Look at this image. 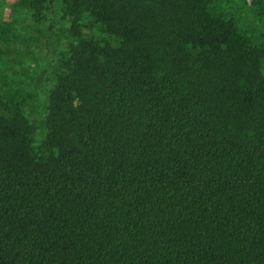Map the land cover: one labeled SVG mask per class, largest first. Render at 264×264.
<instances>
[{"label":"trees","instance_id":"16d2710c","mask_svg":"<svg viewBox=\"0 0 264 264\" xmlns=\"http://www.w3.org/2000/svg\"><path fill=\"white\" fill-rule=\"evenodd\" d=\"M58 1L44 157L0 92V264H264V46L212 0Z\"/></svg>","mask_w":264,"mask_h":264},{"label":"rangeland","instance_id":"374dc122","mask_svg":"<svg viewBox=\"0 0 264 264\" xmlns=\"http://www.w3.org/2000/svg\"><path fill=\"white\" fill-rule=\"evenodd\" d=\"M43 4V11L36 13L31 0H0V92L29 118L34 151L39 157L46 155L43 141L47 134L41 102L62 71L69 28L58 0ZM211 9L216 15L233 19L250 44L264 46V0H212ZM84 35L109 39L99 24L85 28ZM10 47L15 50L13 58L6 51ZM261 72L264 74V58Z\"/></svg>","mask_w":264,"mask_h":264}]
</instances>
